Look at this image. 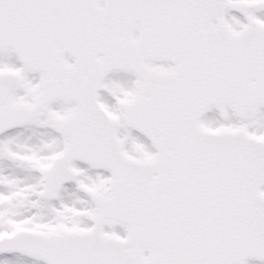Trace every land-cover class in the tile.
Segmentation results:
<instances>
[{"label": "snow or ice", "instance_id": "snow-or-ice-1", "mask_svg": "<svg viewBox=\"0 0 264 264\" xmlns=\"http://www.w3.org/2000/svg\"><path fill=\"white\" fill-rule=\"evenodd\" d=\"M0 264H264V0H0Z\"/></svg>", "mask_w": 264, "mask_h": 264}]
</instances>
